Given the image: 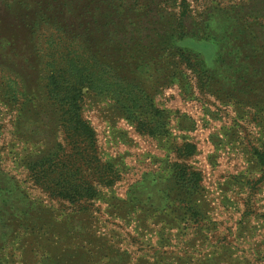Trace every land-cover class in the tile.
Here are the masks:
<instances>
[{
  "label": "rangeland",
  "instance_id": "374dc122",
  "mask_svg": "<svg viewBox=\"0 0 264 264\" xmlns=\"http://www.w3.org/2000/svg\"><path fill=\"white\" fill-rule=\"evenodd\" d=\"M163 1L150 0L143 13L129 10L140 19L134 27L113 24L110 18L103 25L102 19L99 34L82 41L96 57L100 50L95 46L103 43L98 57L121 63L116 75L134 83L135 96L149 95L152 105L166 113L170 135L140 131L111 98L86 90L82 115L95 130V148L89 147L83 159L84 143L71 144L70 150L78 158L79 170L73 174L86 176L97 195L71 203L37 186L26 167L40 158L38 151L64 143L60 112L49 98L45 75L46 62L69 44L50 47L51 35L58 40L51 29L43 26L34 34L25 24L39 3L45 10L50 0H0V264H264V166L255 153L256 147L264 151V80L246 77L249 72L263 76L264 64L247 53L251 38L240 34L236 43L246 51L234 54L239 62H228L231 69L213 75V87L199 83L184 66L168 70L167 77L141 68L135 60L137 43L149 46L157 38ZM205 1L209 20L212 0ZM225 1L244 3L247 12L264 19V0ZM61 20L67 24L74 19L67 13ZM184 25L193 36V19L187 17ZM202 29L209 30L205 23ZM117 31L120 44L126 45L121 52L113 51L109 34ZM216 52L201 53L207 60L214 53V62ZM188 142L197 149L186 157L179 149ZM175 162L201 172V194L192 198L184 193L170 171ZM186 199L199 205L196 215L185 210ZM34 202L65 212L52 217L36 210ZM37 218L44 226L36 234L31 226Z\"/></svg>",
  "mask_w": 264,
  "mask_h": 264
},
{
  "label": "trees",
  "instance_id": "16d2710c",
  "mask_svg": "<svg viewBox=\"0 0 264 264\" xmlns=\"http://www.w3.org/2000/svg\"><path fill=\"white\" fill-rule=\"evenodd\" d=\"M149 2L150 0H50L45 10L43 5L39 3L37 5L38 10L36 8L32 20L25 22L26 26L33 33L35 32L34 34H39L43 30V26H45V30L51 29L50 31L57 35L58 40L51 38L54 36L51 35L50 47L52 45L58 47L63 43L65 45L60 47H65L69 44L65 52L60 54L58 58L53 60L52 57L46 62L47 72L45 75L49 98L56 106V111L60 112L62 125L60 133L63 135L64 143L60 142L53 151L44 152L42 149V151H38V156L40 155L38 160L26 162L33 182L53 198L79 203L92 200L97 195L96 189L88 183L86 176L73 174L77 168L79 170L77 167L78 158L74 157L73 151L70 150L71 144L80 145L84 143L85 150L80 151V156H83L80 158L83 159L87 157L85 153H88L89 147L95 148V130L82 115V103L86 90L111 98L117 110L134 123L140 131L152 135L162 134L166 137L170 135L169 122L164 116L166 113L155 108L154 104L152 105L148 98L149 95L139 93L135 96L137 91L134 83L125 81L121 75L119 77L116 75V66H120L121 63L116 61L110 63V61H105L104 56L98 57L99 53L103 52L101 50L103 43L101 46H95L96 51L100 50L96 53V57L95 54L90 53L91 49L87 48L82 41V37H95L99 34L98 27H100L102 19L104 20L103 25L110 18L109 20L113 24L118 21V23H124L128 28L136 26L140 19L135 20L136 15L129 14L128 11L143 13L148 8ZM229 3L225 0L220 2L212 0L209 9L213 12L211 16L209 15V20H206L205 17L206 9L210 4L207 6L205 0H164L159 3L158 10L161 14L158 20V28L155 30L157 38L153 36L155 38H152L150 42L152 44L148 43L149 46H146L145 43H137L138 56L135 60L138 65L141 68L158 70L161 77H167V72L170 69L178 70L184 66L186 70L196 73L195 77L199 83H209L208 87L210 85L213 87L211 83L214 79L213 75H217L218 70L225 69V67L231 69L230 64L238 61L235 60L234 54H243L246 51L245 47L240 48L236 43V35L240 34L251 38L247 44V53H252L257 58V62L264 64L263 15L258 12L254 15L247 12L244 3L238 4L239 6H233ZM195 5L198 8L199 6L202 7V10H197ZM20 7L24 8L23 5ZM104 7L106 8L103 9ZM47 12H52V15ZM67 13L74 20L66 24L61 19L64 17L66 20ZM234 13H236V17L233 16ZM187 17L192 18L197 26L193 36L184 25ZM250 20H254V22L250 23L252 22ZM204 23L209 30L202 29ZM109 34L112 38L113 51L118 49L121 52V48L126 46L120 44L122 43L120 42L121 33L117 31ZM191 37L195 38L196 42H193ZM106 44H109L107 40ZM209 50L217 51L214 62H211L214 53L209 54L208 60L206 56L203 58L202 53ZM124 52L127 56L129 49L124 50ZM121 58L122 55L118 59ZM206 62L216 70V74H212ZM240 69L243 70V67ZM244 69L248 70L247 67ZM227 72L233 73L231 70ZM246 77L256 82L261 79L264 80V74L263 76L261 74L254 76L249 72ZM247 78L244 77V79ZM165 79L168 80V78ZM189 80L191 81V78ZM14 99L15 101L19 100L18 95L17 97L13 95ZM126 101L130 104H126ZM137 110L142 111L137 112ZM196 149L194 143L188 142L179 150H182L183 155L187 157L193 155ZM255 153L258 158L256 160L264 166V151L260 147H256ZM31 157L33 156L31 155ZM98 166L99 164H97ZM99 169L103 171V167L100 166ZM170 171L174 173L177 182L189 197L193 198L201 194L203 176L200 171L192 169L183 162H175ZM98 179L102 183L104 182L103 172H99ZM28 200L33 204L31 199ZM191 201V199L185 200V210L196 215L195 212L199 211V205L197 202L191 204ZM34 206L36 210L46 211L52 217H57V215L62 217V213L65 212L63 208H55L47 204L41 206L34 202ZM65 217L66 221H70L68 216ZM43 222L44 220L39 218L32 222L33 226L31 227L36 230V234L44 226L41 225ZM21 224L23 225V223Z\"/></svg>",
  "mask_w": 264,
  "mask_h": 264
}]
</instances>
